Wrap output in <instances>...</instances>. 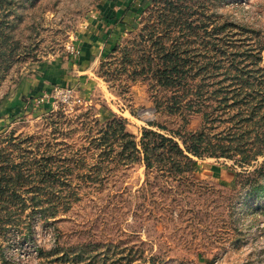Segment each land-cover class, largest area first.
<instances>
[{
	"label": "rangeland",
	"instance_id": "rangeland-1",
	"mask_svg": "<svg viewBox=\"0 0 264 264\" xmlns=\"http://www.w3.org/2000/svg\"><path fill=\"white\" fill-rule=\"evenodd\" d=\"M147 1H28L24 20L4 35L0 133L51 143L46 155L62 158L55 171L71 182L77 198L57 220L45 223L37 216L25 243L15 233L0 264H264V180L248 177L264 158L245 169L225 159L196 160L193 173L182 178L158 167L147 170L141 160L119 163L114 154L103 162L88 151L80 122L87 114L94 123L124 119L137 141L145 128L171 135L204 124L201 115L185 124L183 116L163 111L158 102L165 94L147 82L102 76L111 68L102 65L113 61L105 58L114 41L132 43L143 28L131 16L121 23L123 12L131 2L139 8ZM208 1L206 15L230 27L229 40L264 47V0ZM262 59L264 68V50ZM116 63L113 70L121 68ZM62 106L68 121L53 134L43 116ZM94 179L103 185L93 186ZM56 248L59 258L41 257V250Z\"/></svg>",
	"mask_w": 264,
	"mask_h": 264
},
{
	"label": "trees",
	"instance_id": "trees-1",
	"mask_svg": "<svg viewBox=\"0 0 264 264\" xmlns=\"http://www.w3.org/2000/svg\"><path fill=\"white\" fill-rule=\"evenodd\" d=\"M28 1L33 2L0 0V47L4 35H11L24 20L22 11ZM208 5V0H148L139 8L135 2L128 4L121 23L131 16L134 21L141 19L143 28L132 43L114 41L105 59L115 62L102 65L111 67L102 76L125 74L132 82H147L152 90L165 94L158 102L163 111L183 116L185 124L188 117L201 115L204 124L197 131L183 129L171 135L145 128L137 141L122 118L94 123L88 122V114L83 115L80 122L85 125L88 151L98 152L101 161H111L114 154L119 163L141 160L147 170L158 167L184 178L193 173L196 160L225 159L245 169L264 158V47L262 42L257 47L229 40L226 30L230 27L207 16ZM117 61L121 68L113 70ZM65 112L62 106L43 116L53 134L67 123ZM117 146L118 156L114 153ZM52 148L47 141L17 136L15 131L0 133V258L4 244L15 233L22 243L32 238L37 216L45 223L57 220L76 201L71 182H62L61 172L55 171L62 168L57 164L62 158L46 155ZM252 176L264 180V161L248 175ZM97 179L93 186H102ZM62 187L69 193L60 192ZM59 253L58 248L48 254L40 251L41 257L59 258ZM68 256L65 253L61 260Z\"/></svg>",
	"mask_w": 264,
	"mask_h": 264
}]
</instances>
